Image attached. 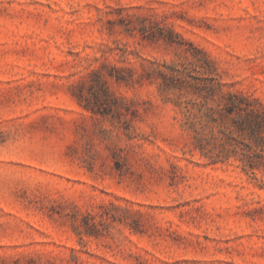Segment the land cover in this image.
Segmentation results:
<instances>
[{
	"label": "rangeland",
	"instance_id": "374dc122",
	"mask_svg": "<svg viewBox=\"0 0 264 264\" xmlns=\"http://www.w3.org/2000/svg\"><path fill=\"white\" fill-rule=\"evenodd\" d=\"M202 85L264 107V0H0V264H264V126Z\"/></svg>",
	"mask_w": 264,
	"mask_h": 264
},
{
	"label": "trees",
	"instance_id": "16d2710c",
	"mask_svg": "<svg viewBox=\"0 0 264 264\" xmlns=\"http://www.w3.org/2000/svg\"><path fill=\"white\" fill-rule=\"evenodd\" d=\"M199 89L206 92V94L203 96L204 101L195 102L194 104L199 107L198 111L200 113L203 112L204 115L209 119V122L213 124H215L217 118L222 117L225 112L227 114H237L239 117L241 116V112H245L247 116H258V118L260 117L258 121L240 119L235 122L234 128H229L227 132L219 130L222 138H224V141H226L225 143H228L227 145L231 146V143H229L227 140L233 139L235 134L238 135L239 132H242L244 130H248L256 139H262V137L259 136L258 133L264 126V107H261L259 109H250V101L235 94L223 93L220 85L215 88L216 93L220 94L219 101L215 106H208L206 100L210 97L209 93H213V90L209 89L206 85L199 86ZM242 103L245 104V107L242 106ZM178 105L181 106L180 103ZM183 112L185 114V122L183 123V125L192 132V144L194 149L199 150V152L205 156L209 155L211 157V155H213V150H207L206 147L202 144V140L196 128V119L199 118V114H191L189 112L188 106H183ZM190 115H192V117L189 119ZM229 151L232 150H228V148L223 147L221 150L214 153L215 158L211 159L212 163L226 160L227 158L221 160V157H227Z\"/></svg>",
	"mask_w": 264,
	"mask_h": 264
}]
</instances>
